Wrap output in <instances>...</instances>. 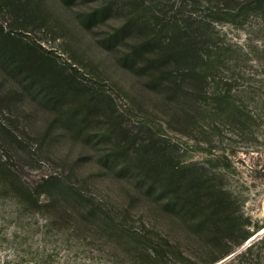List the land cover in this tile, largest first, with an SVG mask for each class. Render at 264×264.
<instances>
[{
    "label": "rangeland",
    "instance_id": "374dc122",
    "mask_svg": "<svg viewBox=\"0 0 264 264\" xmlns=\"http://www.w3.org/2000/svg\"><path fill=\"white\" fill-rule=\"evenodd\" d=\"M127 1L17 0L16 5L25 7L16 13L12 4L0 0V25L53 55L57 66L66 73H75L83 83H94L107 90L115 102L111 112L121 119L119 129L135 135V143L155 139L168 148L175 162L192 169L190 176L203 173L229 190L232 194L230 223L224 221L227 215L220 212L206 217L205 213L180 210L179 206L167 209L163 204L168 195L159 187L150 195L145 193L146 186L139 187L135 173H142L141 168L124 173L99 167L98 158L110 150L112 143L98 136L83 140L67 132L52 146L48 139L41 141L44 146L41 156L45 161L38 168L23 167V180L33 185L42 174L64 168L86 197L94 199L100 211L84 223L77 221L78 211L69 209L71 215L62 223L53 222L41 211L27 210L14 195L1 189L0 264L7 260L10 264H56L68 260L70 264H145L143 253L129 243L133 235L128 230L140 228L145 233L143 226L153 222L189 258L199 264H219L244 249L248 240L224 258L208 262L243 234L252 236L264 229V73L261 71L264 70L261 64L264 63V15H251L244 25L223 20L211 23L216 33L214 43L232 52L231 68L222 66L221 77H231V69L236 64L250 67H246L248 76L233 79L232 92L256 108L262 119L249 123L245 137L229 126H221V132L211 135L196 134L172 111H165L162 95L144 89L142 78L118 64L117 55L133 42L131 38L119 44L115 52L101 46L100 39L114 33L126 21L129 7L124 2ZM104 7L109 9L106 8L102 21L90 28L83 24L82 19L90 12ZM206 8L207 3H203L198 14H204ZM15 81L16 78L0 67V119L12 124L28 144L35 145L47 122L56 118L58 112L39 102L35 92H26L10 103L7 92L15 88ZM95 124L91 135L103 130V121ZM60 133L56 125L54 134ZM223 153L230 158V166H224L217 159ZM12 163L18 164L15 157ZM109 222L117 227L98 234L97 238L95 230ZM228 225L233 231H226ZM155 236L148 230L144 241L155 240ZM172 259L170 264H180Z\"/></svg>",
    "mask_w": 264,
    "mask_h": 264
},
{
    "label": "trees",
    "instance_id": "16d2710c",
    "mask_svg": "<svg viewBox=\"0 0 264 264\" xmlns=\"http://www.w3.org/2000/svg\"><path fill=\"white\" fill-rule=\"evenodd\" d=\"M16 1L2 0L5 4H12L18 13L25 5H16ZM64 1L73 3L76 0ZM128 1L124 2L129 7L126 21L114 33L101 38V46L115 52L119 44L131 38L133 42L117 55L118 64L142 78L144 89L162 95L165 111H172L188 123L193 129L191 133L211 135L221 132V126H229L245 137L249 123L262 119L256 108L253 109L232 92L233 79L248 76L246 67L249 66L236 64L231 69V77H221V67L231 66L232 60L229 59L232 52L230 48L214 43L216 33L211 23L223 20L244 25L249 16L264 15V0ZM203 3H207L205 13L198 14ZM106 8L90 12L82 19L83 24L90 28L102 21ZM0 67L17 79L15 88L7 92L10 103L26 92H35L39 102L56 110L59 115L47 122L48 126L40 133L35 145L28 144L12 124L0 119V190L14 195L21 206L41 211L49 215L53 222L60 223L74 210L80 215L77 221L84 223L90 222L89 216L100 211L99 205H94V199L86 197L64 168L42 174L33 185L23 180V167L38 168L45 161L41 156L44 151L41 141L48 139L52 146L65 133L72 132L76 138L82 137L83 140L98 136L112 143L110 150L98 158L99 167L124 173L141 168L142 173H135L139 187L146 186L147 195L159 187L168 195L163 204L167 209L179 206L180 210L202 212L206 217L220 212L227 215L224 221L230 223L232 194L229 190L218 186L212 177L203 173L190 176L192 169L175 162L169 156L168 148L155 139H142L135 143V135L121 127L119 129L121 119L111 112L115 102L107 90L94 83H83L75 73H66L57 66L53 55L24 36L4 30L3 25H0ZM261 71L264 73V70ZM260 102L263 103L262 100ZM102 121V132L95 131L91 135L94 124ZM111 121L112 124L109 123ZM56 125L61 130L60 134H54ZM13 157L18 164L12 163ZM217 159L224 166L232 164L226 153L218 155ZM116 227L111 222L100 227L95 230L97 238L98 234ZM143 227L145 233L134 227L128 232L133 235V238L129 236V243L143 253L145 264H170L172 258L180 264H199L181 251L168 234L158 229L156 223ZM147 228L155 233V240L144 241ZM233 229L228 225L226 231ZM250 238L251 234H243L208 263L224 258ZM5 239L11 242L10 238ZM4 264H10L9 260ZM223 264H264V233Z\"/></svg>",
    "mask_w": 264,
    "mask_h": 264
},
{
    "label": "water",
    "instance_id": "95a60500",
    "mask_svg": "<svg viewBox=\"0 0 264 264\" xmlns=\"http://www.w3.org/2000/svg\"><path fill=\"white\" fill-rule=\"evenodd\" d=\"M262 233H264V229H262L260 232L256 233V234H253L251 236V238L246 242V245H249L251 242H253L255 239H257ZM231 257V255L229 256ZM229 257L225 258L222 262H220L219 264L223 263L224 261H226Z\"/></svg>",
    "mask_w": 264,
    "mask_h": 264
}]
</instances>
